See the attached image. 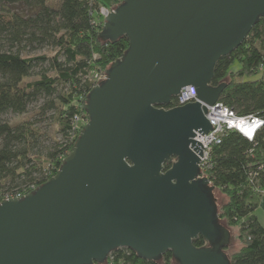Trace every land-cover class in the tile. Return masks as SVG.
<instances>
[{"label": "water", "instance_id": "95a60500", "mask_svg": "<svg viewBox=\"0 0 264 264\" xmlns=\"http://www.w3.org/2000/svg\"><path fill=\"white\" fill-rule=\"evenodd\" d=\"M264 0H123L101 37L129 48L89 92L73 151L46 183L0 203V264L102 263L116 249L173 264H232L228 197L202 176L196 133L226 84L217 63L235 51ZM193 86L197 101L169 107ZM166 165H170L166 169ZM202 237L207 245L197 247Z\"/></svg>", "mask_w": 264, "mask_h": 264}, {"label": "trees", "instance_id": "16d2710c", "mask_svg": "<svg viewBox=\"0 0 264 264\" xmlns=\"http://www.w3.org/2000/svg\"><path fill=\"white\" fill-rule=\"evenodd\" d=\"M121 2L0 0V203L48 182L73 151L84 125L75 124L74 117L89 119L85 105L96 73L107 70L129 48L127 36L115 42L100 36L104 24H98V8ZM45 46L55 49V55L34 53ZM33 76L38 78L30 79ZM222 83L226 88L220 102L239 115H264V16L245 41L217 63L212 85ZM40 101L42 113L54 112L53 123L61 133V139L48 146L41 141L44 132L36 120L4 118L25 114ZM209 164L205 177L228 197L219 217L229 228L239 226L241 248L229 254L231 263L264 264V225L256 215L264 194V127L253 140L228 130L222 142L212 146ZM194 244L204 247L207 242L199 237ZM173 263L171 251L147 259L119 248L93 264Z\"/></svg>", "mask_w": 264, "mask_h": 264}, {"label": "built area", "instance_id": "2783aa9c", "mask_svg": "<svg viewBox=\"0 0 264 264\" xmlns=\"http://www.w3.org/2000/svg\"><path fill=\"white\" fill-rule=\"evenodd\" d=\"M123 1V0H122ZM98 12V24H104V20L106 15L111 11V9L101 6L97 10ZM95 23V22H94ZM106 70H99L95 75V85L100 79L106 78ZM197 101L196 91L193 86H188L184 88L180 95L177 97V104L176 106H181L189 102ZM207 118L209 119L210 123L214 127L210 132L207 134H201L197 132L195 136V140L201 142L204 146L203 148V157H201L200 168L202 169V176H205L206 171L210 167L209 164V157L211 148L213 145L220 144L222 142V138L224 134L228 130H235L244 137L249 140H253L257 134V132L264 127V115H239L233 108L225 105L224 103L220 102V100L213 106H207ZM81 122L82 125L88 122V118L84 119L80 116L74 117V123ZM83 125V126H84ZM37 188V187H36ZM33 188L32 191L36 189ZM30 191V192H32ZM28 193H18L14 196H8L5 199H9L12 197L21 198Z\"/></svg>", "mask_w": 264, "mask_h": 264}, {"label": "rangeland", "instance_id": "374dc122", "mask_svg": "<svg viewBox=\"0 0 264 264\" xmlns=\"http://www.w3.org/2000/svg\"><path fill=\"white\" fill-rule=\"evenodd\" d=\"M101 7V6H100ZM111 9V8H109ZM36 55H47V56H54L56 53L55 49H51L49 46H45L37 51L34 52ZM237 63L234 64V68L237 67ZM54 75L55 73L52 72ZM38 76H33L30 79H37ZM43 102H34L32 103L29 108L28 112L22 115H15V114H7L4 116L5 119L10 120L12 122H19L24 119H31L37 121V126L41 128L42 132H44V137L41 139V141L44 143L45 146H48L53 139H61V133L58 131V124L53 123V111H46L45 113H42L40 110V107L42 106ZM219 189V188H218ZM220 190V189H219ZM223 194H225L222 190H220ZM225 204V203H224ZM223 204V205H224ZM220 206L219 209L223 207ZM231 234L234 236V243L231 244L227 251L228 254H232L236 251H238L241 248V242L239 240V226L232 227L230 229Z\"/></svg>", "mask_w": 264, "mask_h": 264}, {"label": "crops", "instance_id": "0c3cea01", "mask_svg": "<svg viewBox=\"0 0 264 264\" xmlns=\"http://www.w3.org/2000/svg\"><path fill=\"white\" fill-rule=\"evenodd\" d=\"M256 215L259 221L264 225V194L262 196L259 207L256 210Z\"/></svg>", "mask_w": 264, "mask_h": 264}]
</instances>
